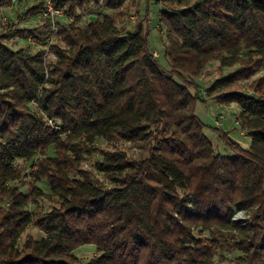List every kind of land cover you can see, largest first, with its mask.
I'll list each match as a JSON object with an SVG mask.
<instances>
[{"label":"trees","instance_id":"trees-1","mask_svg":"<svg viewBox=\"0 0 264 264\" xmlns=\"http://www.w3.org/2000/svg\"><path fill=\"white\" fill-rule=\"evenodd\" d=\"M140 3L53 0L70 22L52 30L42 18L37 35L15 24L0 31V264H216L232 252L226 264H264V76L243 93L264 69V0H158L168 70L149 48L147 15L130 32L118 27L126 5ZM93 8L106 12L78 26ZM14 35L55 36L54 61L8 49ZM211 62L236 67L204 94L237 105L247 150L218 130L230 154L215 153L195 115L194 81ZM25 176L22 193L12 184ZM236 211L247 217L233 220ZM29 228L42 238L19 245ZM87 244L96 255L79 262L74 251Z\"/></svg>","mask_w":264,"mask_h":264},{"label":"rangeland","instance_id":"rangeland-1","mask_svg":"<svg viewBox=\"0 0 264 264\" xmlns=\"http://www.w3.org/2000/svg\"><path fill=\"white\" fill-rule=\"evenodd\" d=\"M40 3L38 0H12L11 3L7 6H0V31L6 29L9 25L15 24L17 29L33 31L37 35L39 32H43L41 27V14L31 19H28L25 22L18 23L19 16L27 11L29 8H33ZM134 8L129 6L128 4L125 7L126 15L120 19L118 27L124 29L125 31H132L135 24L143 19L144 15H147L148 20L145 22V25L149 29L148 31V45L150 50L152 51L154 57H156L161 68L168 70V62L164 56L165 49V31L162 29L159 30L158 18L159 12L163 9L158 0H141L140 7ZM103 12H106L102 9H91L86 14H81L78 26L84 27L88 22L94 21L96 18L101 17ZM68 18L61 17L56 20V22H60L61 24H66L68 22ZM40 37V43H37L31 36L26 39H22L16 35L12 36L6 41V46L8 49L12 51L21 50L27 53H34L36 51L42 50L44 51V62L45 65L52 61H54V57L52 55L51 46L55 44V36L52 38H43L42 35H38ZM236 69V67L232 69L224 68L218 69L217 62H211L207 65L204 72L201 76L195 79V84L199 87V97L201 98L195 106V115L205 124L204 133L206 137L211 141L213 149L215 153L221 155H229L230 150L225 146L222 140L219 138L217 131L221 130L223 132L228 133L229 138L239 144L242 148L248 149L250 146V139L244 138L241 135V130L239 126L236 124V117L239 113V108L236 104L231 105H220L213 100H207L204 94L205 89L210 85V83L217 79L221 75H226L232 70ZM264 76V69H262L259 73L253 76L250 81L243 82V93L249 94L247 90V85L254 79ZM192 92H194L192 90ZM218 123V124H217ZM97 148L106 149L109 147L104 140L98 139L95 143ZM125 147V145H123ZM130 154L136 156L138 151L136 149H131ZM100 160L97 154L86 157L83 162V168L92 169L93 164ZM16 164L18 166L24 167V174L29 173L32 170L33 164L31 162H24L23 160H17ZM28 182V177H23L19 182L12 184V186H16L18 190L22 193L26 192V184ZM36 186L42 190L45 194L49 193L48 187L44 181H40L36 184ZM40 208L43 211H47L51 207V203L43 199L38 202ZM3 204L0 202V208ZM29 209H32L30 207ZM247 215L244 212L236 211L233 215V220H240L246 218ZM42 234L39 230L35 228H29L20 238L19 245H21L25 239L34 238L39 240L42 238ZM74 255L77 257L79 262L85 263L94 257L95 247L93 245H83L74 251ZM239 256L238 252H232L230 254L227 253H219L215 257L216 264H226L227 262L233 260Z\"/></svg>","mask_w":264,"mask_h":264},{"label":"built area","instance_id":"built-area-1","mask_svg":"<svg viewBox=\"0 0 264 264\" xmlns=\"http://www.w3.org/2000/svg\"><path fill=\"white\" fill-rule=\"evenodd\" d=\"M43 5V11L41 13V17L43 19L50 20L52 30H56L57 24L56 20L58 18L64 17L62 9L55 8L53 5V0H38ZM68 22L71 21L70 18L67 19ZM218 124V123H217ZM236 124L238 125V122L236 121Z\"/></svg>","mask_w":264,"mask_h":264},{"label":"crops","instance_id":"crops-1","mask_svg":"<svg viewBox=\"0 0 264 264\" xmlns=\"http://www.w3.org/2000/svg\"><path fill=\"white\" fill-rule=\"evenodd\" d=\"M241 135H243V137L246 139V138H248V139H250L249 138V136H248V134H247V132H245V131H241ZM244 149V148H243Z\"/></svg>","mask_w":264,"mask_h":264}]
</instances>
